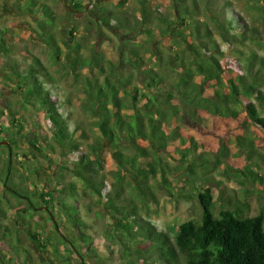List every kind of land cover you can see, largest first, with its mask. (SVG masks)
I'll return each instance as SVG.
<instances>
[{"label":"trees","instance_id":"trees-1","mask_svg":"<svg viewBox=\"0 0 264 264\" xmlns=\"http://www.w3.org/2000/svg\"><path fill=\"white\" fill-rule=\"evenodd\" d=\"M7 1L13 3L18 12L31 18V36L48 47L52 63H61L62 67L67 69L80 90L84 112L93 120L94 129L88 134L84 130L69 129L67 118L59 113L61 106L51 101L48 91L43 88V81L48 80V75L38 59L30 56L32 63L23 71L16 70V66L12 64L8 68L16 83L22 111L33 110L36 115L47 119L53 141L50 149L58 148L59 157L63 160L68 156L74 157L73 160H67L71 165L65 164V167H61L75 179V184H71L70 189L81 188L83 192H90L100 200L105 199L106 184L100 172L106 152H110L118 168L125 170V167L129 166L128 171L132 174L134 187L143 199L152 202L153 196L149 186L141 184V181L156 175L159 154H168L171 146L180 154H189L191 149L196 148L195 142L180 136L178 127L191 126L193 122L199 123L201 111L213 118L239 122L244 129L249 126L257 128L264 138V116L261 114L264 113V58L252 54L243 64L233 59L219 61L216 57L219 46L208 45L204 38L211 39L210 32L205 29V35H201L196 25L190 31L195 40L186 43L184 55L164 56L160 38L168 37L171 35L170 31H175L174 28L169 29L170 22L167 18L159 21L162 26L157 30L160 35L158 38L146 24V11L142 14L144 22L140 25H128L112 11L102 8L104 3L115 1L122 6L127 0H89L93 17L91 26L88 25L84 29L85 34L96 33V24L100 22L113 25L115 32L120 34L146 35L148 51H155L159 66L166 68L177 78L176 82L172 83L171 79L160 76L154 69L147 66L145 68L144 58L137 50L143 43L133 45L125 40L121 42L119 49L121 60L115 63L105 61L94 50H88L81 39H77V29L68 28L67 21L61 20L49 5L37 0ZM72 1L75 10L84 12V4L78 3L77 0ZM143 1L140 0V3L144 8ZM174 1L183 4V0ZM191 4L195 6L196 1L191 0ZM220 9L222 8L213 0H208L204 5L205 13L214 22L224 42L232 46L248 37V32L251 33V39H260L257 31L236 22L234 18L223 17ZM8 32L9 29L0 30L2 59L10 58L12 52L11 44L6 42L13 39ZM230 32L234 34L230 35ZM173 33L176 37H183L180 30ZM123 70H127L124 75ZM10 74L5 77L12 79ZM40 77H43V80ZM197 77L200 78L199 82H196ZM12 125H15L14 122ZM3 132L4 129L0 126V133ZM88 135L91 141L86 142L83 149L80 148L77 141H88ZM45 143L37 142L34 148L42 153V157L52 168L55 164L50 161V156H47ZM125 150L130 151V155H126ZM220 152L228 154L226 145L221 147ZM2 183L7 189L6 180ZM66 188L62 186L59 190L65 195V198L59 200V205L66 217L67 226L75 236L70 238L62 234L61 244L65 250L71 253L77 251L79 254L77 245L81 244L80 249L86 257L95 260L96 264H102L97 255L95 240L88 233L90 227L79 217L76 206L67 202L75 197H72V193ZM8 192L13 195V190ZM15 196L25 198L29 201L31 209H36L28 197L18 193ZM40 196L46 205L45 212H48V205L54 202V194L43 190ZM197 198L201 207L200 220L181 223L172 239L167 234L151 230L152 226L148 222L136 220V212L129 206L118 207L109 200L106 208L112 214L115 230L128 234V245L133 246L134 253L142 264H264L263 214L244 217L241 210L234 207L222 209L215 215L213 196L209 188L199 192ZM18 217L13 222L14 226L18 225L16 221L19 219H33L32 215L25 217L21 213ZM0 219H9L2 208ZM52 223L54 228L60 227L55 218ZM5 229V233L9 234H6L5 238H13V242L3 241L6 250L17 255L23 252L22 256H27V251L20 246L15 232L7 227ZM26 234L36 243H40V247H46V244L40 242L37 233L28 229ZM127 251L125 254L130 255Z\"/></svg>","mask_w":264,"mask_h":264},{"label":"rangeland","instance_id":"rangeland-1","mask_svg":"<svg viewBox=\"0 0 264 264\" xmlns=\"http://www.w3.org/2000/svg\"><path fill=\"white\" fill-rule=\"evenodd\" d=\"M37 1L49 5L61 20L67 21L68 28H76L79 32L77 39H81L88 50L97 52L101 59L114 63L120 61L122 56L119 49L121 42L125 40L133 45L143 43L137 50L144 58L145 68H152L160 76L171 79L172 83L176 82L177 78L173 74L159 66L155 51H148L146 35L120 34L115 32L113 25L101 24L98 20L96 33L86 35L84 29L91 26L93 17L89 0H77L84 4V12L75 10L72 0ZM195 1L196 5L192 6L191 0L181 1L183 4L174 0H144L143 8L140 0H127L122 6L115 1L104 3L102 8L112 11L128 25H140L144 22L142 14L146 11V24L158 38L160 35L157 30L162 26L159 21L167 18L170 22L169 29L175 31H170L171 35L168 37L160 38L164 56L184 55L186 43L195 40L190 31L196 25L201 35H205V29L210 32L211 39L204 38L208 45L219 46V53L216 55L219 61L233 59L243 64L252 54L264 58V0H213L222 8L220 12L223 17L234 18L236 22L257 31L260 36V39L253 40L248 32V37L232 46L221 39L214 22L205 13L204 5L208 0ZM1 29H9L8 33L13 39L6 41L11 44L10 58H0V126L4 129L0 133V197H5L0 199V208L9 216L8 220L0 219V264H96L95 260L84 255L80 249L81 244L76 243L80 254L65 250L61 244L62 234L70 238L75 236L60 210L59 200L65 198L59 192L62 186L67 187V191L75 197L67 202L76 206L79 217L90 227L88 233L95 240L97 255L102 264H142L134 253L133 246L128 245V234L115 230L112 214L106 208L109 200L118 207H131L136 212V220L148 222L152 226L151 230L167 234L171 239L181 223L200 220L201 207L197 194L206 188L210 189L213 196L215 215L222 209L237 207L244 217L258 214L264 216V138L261 131L252 126L244 129L239 122L213 118L203 111L200 112L199 123L178 127L180 136L195 142L196 148L191 149L189 154H180L171 146L168 154H159L156 175L141 181V184L149 186L152 202L143 199L134 187L129 166L125 170L118 168L110 152H106L100 172L106 184L105 199L100 200L90 192H83L81 188L70 189V185L75 184V179L61 167L71 165L67 160H73L74 157L68 156L63 160L59 157L58 148L50 149L53 141L47 119L36 115L33 110L22 111L16 83L8 68L12 64L16 66V70L23 71L32 63V59L29 60L31 57L38 59L48 75V80L43 81V88L48 91L51 101L61 106L59 113L67 118L69 129L84 130L88 134L94 129L93 120L84 112L80 90L67 69L61 63H52L48 47L31 36V18L18 12L13 3L7 0H0ZM179 30L183 37L173 35V32ZM232 34L234 32H230ZM126 73L127 70L122 71V75ZM9 74L12 79L5 77ZM40 79L43 80V77ZM199 81L200 78L197 77L196 82ZM262 89L264 90V86ZM261 114L264 116V113ZM88 136V141H77L80 148L83 149L86 142L91 141L90 135ZM37 142H46L47 156L55 164L52 168L42 157V153L34 148ZM223 145H226L228 154L220 152ZM124 152L126 155L131 153L128 150ZM4 180L7 182V189L3 187ZM11 190L13 195L8 192ZM43 190L53 192L55 198L53 204L48 205V212H45L46 205L40 196ZM14 193L28 197L36 209H31L29 201L18 198ZM19 213L25 217L32 215L33 219H19L16 221L18 225L14 226L13 222L19 218ZM53 218L60 227L54 228ZM27 222L29 225H26ZM5 227L15 232L20 246L27 251V256H22L23 252L17 255L6 250L3 241L13 242V238H5ZM28 229L37 233L40 242L46 244V247H40V243L30 239L26 234ZM126 251L130 255H126Z\"/></svg>","mask_w":264,"mask_h":264}]
</instances>
